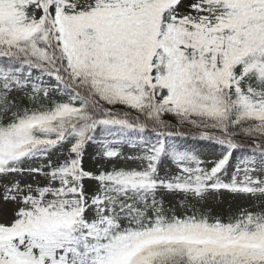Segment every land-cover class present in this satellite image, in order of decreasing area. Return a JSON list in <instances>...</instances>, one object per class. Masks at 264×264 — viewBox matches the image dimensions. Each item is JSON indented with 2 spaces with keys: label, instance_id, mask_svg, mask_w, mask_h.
<instances>
[{
  "label": "snow or ice",
  "instance_id": "6c2138e0",
  "mask_svg": "<svg viewBox=\"0 0 264 264\" xmlns=\"http://www.w3.org/2000/svg\"><path fill=\"white\" fill-rule=\"evenodd\" d=\"M0 264H264V0H0Z\"/></svg>",
  "mask_w": 264,
  "mask_h": 264
}]
</instances>
